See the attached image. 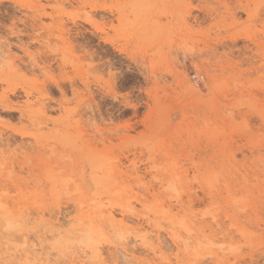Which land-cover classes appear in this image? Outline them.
Segmentation results:
<instances>
[{
	"label": "rangeland",
	"instance_id": "374dc122",
	"mask_svg": "<svg viewBox=\"0 0 264 264\" xmlns=\"http://www.w3.org/2000/svg\"><path fill=\"white\" fill-rule=\"evenodd\" d=\"M1 42L0 264H264V0H0Z\"/></svg>",
	"mask_w": 264,
	"mask_h": 264
},
{
	"label": "bare ground",
	"instance_id": "6f19581e",
	"mask_svg": "<svg viewBox=\"0 0 264 264\" xmlns=\"http://www.w3.org/2000/svg\"><path fill=\"white\" fill-rule=\"evenodd\" d=\"M4 43L3 42H1L0 43V57H1V55H2V53H3V50H2V45H3ZM0 63H1V61H0ZM198 82V81H197ZM195 85H196V82H195ZM197 86H199V82H198V85ZM6 214V213H5ZM3 216V215H2ZM11 216V215H10ZM5 217H7V215L5 216ZM108 217V219H110V221H114L113 219L115 218L114 217V215H113V213L112 212H109V216H107ZM4 219V218H3ZM127 220H128V218H127ZM7 221H8V224H10L11 222V219H10V217H7ZM110 223V222H109ZM87 239L89 238V236L87 235V237H86ZM153 238V237H152ZM180 240V239H179ZM180 242V241H179ZM159 245V244H158ZM165 246V245H164ZM152 247V246H151ZM168 247V246H167ZM165 249L164 250H166V247H164ZM129 249V248H128ZM127 248L126 249H124L123 250V252H122V250H120L122 253H121V255H122V262L123 263H127V264H132V262H134V258L133 257H131V255L129 256V253H128V250ZM76 250V249H75ZM79 250V249H78ZM130 250V249H129ZM140 250V249H139ZM152 250V249H151ZM153 251V250H152ZM156 252V251H155ZM142 253H143V251H142ZM150 254V253H149ZM157 255H159V254H157ZM176 255H177V251H176ZM160 256V255H159ZM175 257H177V256H175ZM119 259H120V257H119ZM172 259V258H171ZM167 260V259H166ZM142 262V261H141ZM140 262V263H141ZM135 263V262H134ZM145 263H147V262H145ZM178 263V262H177ZM141 264H143V263H141Z\"/></svg>",
	"mask_w": 264,
	"mask_h": 264
},
{
	"label": "snow or ice",
	"instance_id": "6c2138e0",
	"mask_svg": "<svg viewBox=\"0 0 264 264\" xmlns=\"http://www.w3.org/2000/svg\"><path fill=\"white\" fill-rule=\"evenodd\" d=\"M118 91H121V90L118 89Z\"/></svg>",
	"mask_w": 264,
	"mask_h": 264
}]
</instances>
